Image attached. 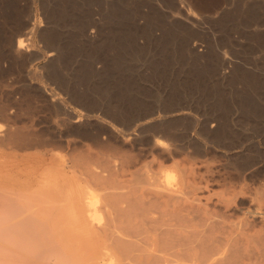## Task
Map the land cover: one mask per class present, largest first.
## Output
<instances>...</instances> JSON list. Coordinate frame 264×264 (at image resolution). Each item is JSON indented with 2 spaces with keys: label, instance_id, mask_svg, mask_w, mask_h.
<instances>
[{
  "label": "rangeland",
  "instance_id": "374dc122",
  "mask_svg": "<svg viewBox=\"0 0 264 264\" xmlns=\"http://www.w3.org/2000/svg\"><path fill=\"white\" fill-rule=\"evenodd\" d=\"M250 1L0 0V264H78L52 172L94 189L113 237L114 196L137 212L148 174L182 178L164 149L218 181L205 194L237 209L227 225L258 211L241 233L264 264V0ZM17 131L36 144L7 142Z\"/></svg>",
  "mask_w": 264,
  "mask_h": 264
},
{
  "label": "bare ground",
  "instance_id": "6f19581e",
  "mask_svg": "<svg viewBox=\"0 0 264 264\" xmlns=\"http://www.w3.org/2000/svg\"><path fill=\"white\" fill-rule=\"evenodd\" d=\"M251 1H258V0H251ZM179 16H181V14ZM22 47L23 46L18 45V50L19 51L23 50ZM17 130L19 131V129ZM18 131L14 132L13 135H9V138L6 137L7 138L6 141L7 142L10 141L14 143V146L20 150L26 149L27 145L30 148L31 146L29 145L32 144V141L34 145L35 142L33 139L35 138H32V140L30 138L27 139L29 135H26V138H25L24 134L22 135L21 133V135H19L22 129L19 131V133ZM1 139L3 140L4 138H1ZM1 142L3 143V141ZM157 148H155L154 150H156ZM176 148L178 149V147ZM178 151L179 150L164 149L162 150L161 158L165 161L164 163L171 162L172 168L176 171H179L180 174L182 175V178L179 181L175 180V178H177L176 177L177 174L176 175L175 173L171 174V173H168V171L167 172L161 171L160 173L148 174L147 190L141 191L138 198L137 199L135 198L137 200L136 204L138 203L140 206L139 211L137 212L134 211L132 206L135 205V203L134 204L132 203L133 205L128 204L132 207V208L130 207L129 209H125L124 207H122V200L126 202L125 198L124 199L121 198L124 195L122 194V191L120 192L122 196L119 193L120 194L119 197L116 198L114 196L116 199L113 197V200L116 201L113 203L114 204L113 223H112L113 231L108 228L110 231L113 232V237H111L112 235L110 233H108V235L109 234L111 235L110 237L103 235L102 232H100L102 228H100L98 231L96 230L97 227L95 225L96 224L95 221L98 224L100 223L103 224L102 221L104 219L103 218L104 216L102 213L98 212L96 208L98 199L93 195L94 194L93 192H90L94 189L88 190V189L83 188V186H80L81 184L76 185L72 180H70V178H68V176L62 177L61 179L60 175H57L58 172L56 171L51 173L50 177L46 179V182H52L53 185L57 188L56 190H58L59 192L63 191L64 200L67 201V208L64 209L63 215L65 218V224L67 225L65 226L70 232L72 231L71 232L72 235L67 238H64V237L63 238L67 240L74 239L76 241V245L79 251L81 252V254L78 255V258L75 257V259L79 261L78 264H255V261H254L255 258H257L256 261L257 260L260 261L258 259V256H256V254L253 255L254 253L250 252L252 249L249 250L250 248H248L247 246L248 243H247L246 238L248 236L246 237V235L241 233L249 225L248 220L250 218L255 219L257 217V214L259 213H256V212L258 211L255 210L256 211L255 213H253V211L250 213L247 211L245 213L243 209L239 210L238 212L244 215L243 220H241V222L238 223V225H236V223L227 225L226 224L227 221H229L231 218L233 219V216H232L233 214L238 215V213H236L237 209L233 208L232 205H230V201L224 199V197L214 200L213 196H207L205 193L206 192L208 193L209 188L212 187V184H215V182L217 183L218 181H216L215 178L209 179L208 177H207L208 179L205 180V176L204 178L201 177L202 179H199L198 177H196L195 170L192 168V166L196 165V163L195 164L192 163L191 166H188L189 162L187 163L186 162L187 160L179 161L178 157L180 155L179 154L180 151L179 152ZM151 152H153L154 154V151L151 150ZM156 152L157 151H155V153ZM155 155H158V154H155ZM185 155L184 153L182 154V156H185ZM192 162L194 161L192 160ZM122 165H124V163ZM163 166L164 165L161 164L159 168H162ZM119 167L117 166L116 169L119 170L121 168ZM122 168L126 169L127 167H122ZM129 168L131 169L132 166H129ZM148 170L151 171V168L149 169L148 167ZM125 171L126 170H124V172ZM156 171L159 172V170H156ZM117 173H115V175ZM137 173H138V170H137ZM210 175H213V174L210 173ZM144 176H145V173L143 177ZM60 182H62L64 186L63 185L60 186L59 185ZM118 183L119 182L116 183L117 184L116 188H117V191L119 192L121 189L118 190ZM135 185L138 186V184H135ZM119 188H121V185L119 186ZM237 190L239 191V189ZM126 193L130 194V191H127ZM133 193L135 194L137 192L133 191ZM226 194H229V193H226ZM125 196L126 195H124V197ZM128 197H132V196H128ZM89 199L90 201L87 203L86 200H89ZM127 201H129L128 198H127ZM124 204H127V203H124ZM106 205L107 204H105L104 206ZM108 206L109 205H107L106 207ZM16 207L18 206L16 205ZM86 207L92 208L91 212H86ZM18 210H21V208L19 207ZM14 214H12L13 218L15 217ZM61 214H62V211H61ZM213 215L220 218V222H218L219 221L218 218L217 220H215L217 221V223L215 221L214 223L212 222V220L209 221V219H205L207 216L211 217ZM35 217L37 218L36 214H35ZM259 217L261 216L259 215ZM19 218H21V220L19 219L20 222L23 220L27 221V219H25V216H24V219L21 216ZM28 220H31V217L30 219L28 218ZM40 220H42V223L46 222V220H43V219H40ZM32 221H33V218H32ZM16 222L20 223L18 220H16ZM34 224H35L34 227H36L37 225L35 222L32 225ZM108 225L109 223H107V226ZM24 226L27 227L28 225L27 226L23 225V227ZM105 226H104V229H106ZM37 228L38 226L36 227V229ZM52 229H54V227ZM52 229L50 228V230ZM25 230H23L22 232L24 233ZM28 231L29 229L27 228L26 233H25L26 236L29 233ZM11 232L15 233V231H10V233ZM2 234L0 236H2ZM31 237L32 236H30V238ZM38 241H40L38 243H41V240H38ZM49 244H46L48 248L51 247V246L49 247ZM40 245L43 248L45 243L42 242ZM254 246H256V242ZM254 246H250V247H254ZM36 247L39 250L40 246L36 245ZM68 247L69 246H67V248ZM53 248L54 250H56L55 246ZM60 251L58 250V252ZM49 252L50 251H48L47 253ZM39 254H40L39 256L40 258L42 257V254H45V253L43 251L42 254L41 253ZM55 254L57 256V253ZM261 255H264V254L261 253ZM59 257L57 256V258ZM253 257H255L254 260H253ZM50 262H53V261L51 260ZM54 263L56 264V259L54 260ZM69 264H71V262H69Z\"/></svg>",
  "mask_w": 264,
  "mask_h": 264
}]
</instances>
